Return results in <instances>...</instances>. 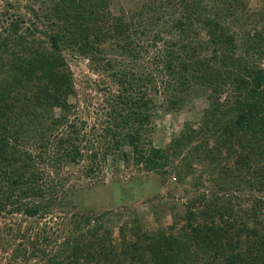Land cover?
<instances>
[{
	"label": "trees",
	"instance_id": "trees-1",
	"mask_svg": "<svg viewBox=\"0 0 264 264\" xmlns=\"http://www.w3.org/2000/svg\"><path fill=\"white\" fill-rule=\"evenodd\" d=\"M50 2L46 9L32 10L34 33L44 34L50 49L47 53L39 51L44 43V39L39 38L37 48L27 46V55L22 52L27 58L19 68L22 77L34 82V88L38 89L35 98L41 112L30 114L27 123L20 114L0 112V127L3 128L2 123L5 125L4 133L0 134V212L8 206H16L14 210L27 218L43 220L56 210L65 211L64 206L71 203L69 194L60 190L66 179L59 174L62 165L73 168L80 165L86 156L80 146L82 140L70 123L68 128L74 129L71 135L76 136L56 139L59 149L53 152L49 149L51 141L44 133L45 127L40 125L46 123L52 129L68 123L67 112L72 107L68 99L74 93V85L63 57L65 50L80 49V53L87 55L107 49L117 54L114 59L117 63L122 57L135 66L114 73L124 88L121 99L130 96H127L128 89L137 95L125 101L124 111L116 106L109 113L111 120L106 122L103 134L98 133L101 139L109 137L112 141L103 150V159L119 151L122 160L128 161V152L120 151L122 145H128L140 156L137 161L144 162L142 168L149 172L161 170L162 175H167V169L174 168L179 181L183 182L182 175L189 169L185 164L188 157L193 156L204 164H212V172L219 174H202L206 182L197 185L208 184L206 191L194 185L195 195L189 198L183 210L185 214L181 213L182 217L178 214L179 219L175 216L176 233L161 239L167 240L166 247L154 246V241L146 238L144 243L150 245V256L141 253L147 248L145 244L141 246L142 239L137 242L140 255L126 250L118 252L121 247L116 248L111 242L101 247V242L91 240L96 238L91 233L88 239L85 228L91 225L93 217L84 214L72 216L67 240L56 252L48 254V247L43 245L47 238L37 237L28 253L26 248L25 251L19 248L17 258L24 252L22 259L26 263L40 258L44 264H243L247 260L250 264H264V201L252 200L250 206L245 207L244 197L236 195L239 183L246 179V172L264 174V70L255 62L264 55V11L260 18L261 30L243 32L238 39L233 26L244 23L242 11L246 0H145L128 18L111 13V0ZM44 23L48 24L40 30L38 26ZM17 30L18 25L11 24V33L6 38ZM201 33L208 38L204 56L196 54L198 46L192 47L194 42L197 45L201 42ZM11 42H18L17 37ZM161 42L165 46L164 53L158 58L155 56L152 63H159L156 71L144 73L142 67H138L141 51L144 53L146 48L156 47ZM84 43L91 44L92 49H86ZM10 55L21 59L17 53ZM126 82L130 85L128 89ZM200 88L209 93V108L199 126L182 131L165 152L152 148L151 157H146L144 140L148 138L149 121L159 108L160 96L164 97V102L160 103L161 108H166L164 112L176 113L188 101L191 91ZM18 89L16 85L12 91L18 92ZM226 92L228 97L224 98ZM56 107L66 113L48 118ZM129 123L131 131L122 139L118 138L120 130ZM252 124L255 126L252 136H245L246 128ZM33 133L45 141L35 157L17 148ZM223 147L230 148L236 158L235 166L227 168L233 173L231 178L221 174L224 169L216 165ZM61 150L63 154L58 155ZM99 156L97 151L89 154L93 164L88 165L87 176L93 175ZM47 160L56 161V176L40 168ZM252 175L247 174L264 185V177L256 179ZM182 219L187 225L178 227ZM251 222L255 226L251 227ZM261 231L263 235L259 236Z\"/></svg>",
	"mask_w": 264,
	"mask_h": 264
},
{
	"label": "rangeland",
	"instance_id": "rangeland-1",
	"mask_svg": "<svg viewBox=\"0 0 264 264\" xmlns=\"http://www.w3.org/2000/svg\"><path fill=\"white\" fill-rule=\"evenodd\" d=\"M144 1L111 0L109 10L114 16L127 15L128 18L140 8ZM50 3V0H0V112L5 111L16 116L20 114L25 123L28 122L30 114L35 112L39 114L41 109L35 98L38 89L34 88V82L22 77L19 68L23 64L22 61L27 58L26 47L29 46L28 48H30L33 45L37 48L38 39H44V34L34 33L32 10L39 12L41 8H48ZM244 6V11H242L245 17L244 23L239 22L233 26L235 37L238 39L243 32L260 31L263 24L260 18L262 11H264V0H246ZM13 23L18 25V30L13 31V35L7 39L6 36L11 33L9 30ZM47 24H40L38 27L43 30ZM15 37H17L18 42L14 44L11 41ZM207 40V36L201 33L199 38V42H201L198 45L195 42L193 43V48L198 46L196 48L197 55H205V42ZM258 44L263 46L260 42ZM84 45L86 49H92L91 44L84 43ZM164 48L165 46L161 42L156 47L146 48L144 53L141 51L142 58L140 57L138 67H142L144 73L152 70L156 71V66L159 63L152 64L154 63L153 58L155 56L158 58L160 54H163ZM49 49L48 40L44 39L39 51L47 53ZM24 51L26 55L22 53ZM13 52L17 53L21 59L12 58L10 54ZM97 52L91 51L85 55L80 53V49H75L74 52L65 50L63 57L74 85V93L68 99L69 105L72 106L67 112L68 123L63 122L59 127L55 126L52 129H49L50 126L46 123L40 124L41 127H45L44 133L49 139L48 141H51L49 149L53 152H58L59 149L56 139L63 138L67 140L66 136L71 135V130L75 129L82 140L81 142L79 140V142L86 156H84L80 165L74 168L62 165L59 174L60 178L66 179L63 180L60 190L69 194L71 203L64 206L65 211L56 210L43 220L27 218L22 213L14 210L16 206H8L0 212V264H44L43 259L40 258L26 263L22 259L24 252L17 258L19 248L23 251L26 248L28 253L38 237V239L47 238V242L43 245L48 247V254L56 252L62 248L67 240L66 237L70 232V221L73 215L81 217L89 214L93 217L91 225L85 228V232H88V239H91L90 233L93 234L97 239L91 236V240L97 243L101 242V247L111 242L116 248L121 247L118 252L126 250L128 253L135 252L140 255V246H137V242L142 239L144 241H142L141 246L147 245L148 242L144 243L146 238L147 241L153 240L154 246L166 247L167 240L162 241L161 239L163 236L168 237L173 232L176 233L173 226L175 216L177 215L176 217L179 219L178 214H180V217H182L181 213L185 214L183 210L189 202V198L195 195L194 185L206 191L209 187L208 184L205 186L197 185L199 182H206V178L202 174H219L212 172V164H204L197 157H188L187 151L184 152V155L188 157L185 166L189 169L182 175L183 182L179 181V174H176L174 168L167 169V172H165L167 175H162L164 173H161V170L159 172H149L143 169L142 163L144 162L137 161L140 156L134 153L133 148L128 145H122L120 150L128 152V161L122 160V154L119 151L103 159V150L105 151L106 145L108 143L112 144V141L109 137L101 139L98 133L103 134L106 122L111 120L109 113L116 106L120 111H124L127 108L125 101L131 100L130 96L137 94L135 91H133L134 94H131L132 91L128 89L129 82H126L125 88L128 89V93H126L127 96H130L127 99L125 96V100L121 99L120 95L124 88H122V84L117 77L114 76V73L119 70L124 71L126 67L135 68V66L130 65L129 61H124L122 57L119 59L120 62L117 63L114 60L117 54H113L110 50ZM255 62L259 63V66L264 70V55L261 59L256 58ZM16 85L19 88V93L12 91ZM208 95L209 93H205L201 88L193 89L188 101L176 113L164 112L166 108L160 107L163 105L160 103L164 102V97L160 96V100L157 101L159 108L152 116V122L149 121L148 131L146 132L148 138L146 141L144 140L146 157H151L152 148H159L165 152L182 131L185 132L190 127L197 128L205 110L209 108ZM225 97H228L227 92L224 95ZM51 111L54 114L48 115V118H58L66 113L58 107ZM70 123L74 124V129L68 128ZM2 125L3 128L0 127V134L4 133L5 125L4 123ZM131 128V123L125 125L124 129L120 130L118 138L122 139L125 134L131 131ZM253 128H255L253 124L248 126L244 135L252 136ZM71 136L76 135L72 134ZM89 141H91L90 144ZM43 143L45 141H42L36 133H33L17 148L35 157L42 150L41 144ZM209 144L211 147L213 145L212 141ZM88 146L90 148L87 151ZM223 148L222 154H218L219 162L217 161L216 165L224 169L225 172H221V174H225L226 178H231L233 176H230V174L233 173L227 171V168L235 166L237 163L236 158L230 148ZM93 151L99 152V162L93 175L87 176V167L93 164L88 156ZM62 152L63 150L58 155H62ZM251 153L248 152L247 154ZM240 154L243 153L240 152ZM55 162L47 160V163L41 164L40 168L46 174L56 176ZM136 162L141 165H137ZM178 165L180 166V164ZM236 171L238 172L237 167ZM249 173L254 174L252 176H256V179L260 176L264 177V174H257L252 171L245 173L246 179L242 184L239 183V192L236 193L237 196L244 197L242 203L245 207L250 206L252 200L260 199V201H264V185L257 183L259 179L255 180L247 176ZM259 190H262V192H259ZM240 199L236 200L237 204H239ZM262 218L264 219V216ZM182 225H187L183 219L179 221L177 226L181 227ZM249 225L251 227L255 226L252 222ZM258 235L262 236L263 231ZM19 245L22 247H19ZM149 246L147 245V248L142 250L141 253L150 256L149 250L151 251V249ZM243 264H250V261L247 260Z\"/></svg>",
	"mask_w": 264,
	"mask_h": 264
}]
</instances>
